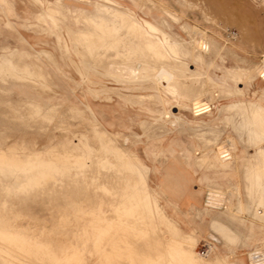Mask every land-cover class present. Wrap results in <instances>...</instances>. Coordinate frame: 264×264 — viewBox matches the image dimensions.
I'll list each match as a JSON object with an SVG mask.
<instances>
[{
  "label": "rangeland",
  "instance_id": "1",
  "mask_svg": "<svg viewBox=\"0 0 264 264\" xmlns=\"http://www.w3.org/2000/svg\"><path fill=\"white\" fill-rule=\"evenodd\" d=\"M9 1L13 5L11 9H8L10 14L13 16L11 18L12 21L11 24L9 22V19L6 17L7 10L5 8H0V53L2 52L1 48L9 47L12 49L23 50L24 53L25 52L27 53V55H34L35 51L46 49L45 45L40 44L38 42L39 40L47 39L51 43L53 42V37L47 34V32L43 29L44 27L40 23V21L31 14H29L28 11L32 10L33 12L42 11L45 13H49L54 17L56 16V19L62 22L63 34L66 40V45L70 48V51H71V47H73V44L76 43L78 51H81L82 53L88 52L89 54L88 57L87 56L84 57L82 55L80 56L73 55L74 53L72 54L73 60L78 64V66L81 69L82 76L78 72H75V69L74 70L71 69V63H70L71 54L68 56L66 60L68 64V69H64V68L62 69V67L58 66L57 72H56L57 65H55L52 61H50L47 57H42V56L36 57L38 62L42 64L48 72L50 71L52 73V77H53V79L50 82H48V84L45 85L46 87L44 86L43 89L41 88L38 89L41 93H39L38 91L37 92L34 91L33 88H24L21 85L16 84L14 82H9L6 84V87L8 89H14L18 91L21 90L26 92L30 97L33 98L36 97L38 100L42 102L44 107L55 106L53 110L47 111L46 118L44 116H41V114L39 115L38 113L37 117H35V119L32 120L34 122L37 121L34 126L32 125V127H28L22 123L23 121L21 119L22 117L20 116V114L12 119L9 117V113L7 112L9 109L8 105L10 103L17 104L16 102L17 91H15L14 94L13 93L0 94V170L7 172L6 173L7 175L0 174V188H1L0 189V234L2 235V237H0V243H2L3 245L2 246L0 244L1 247L0 249H2V251L0 250V252L6 255L3 256V254L0 253V255H2L0 257L1 258L7 257L5 258L7 259L6 264H48L44 262L39 263L38 260H42V259L47 260L48 259L47 257H49L48 253H51L52 257H54L53 254L56 255L55 257H58L57 259L55 258L54 264L56 260H58V262L61 260L59 262L60 264H69V263L91 264L92 262L87 261V259L90 253L89 250H91V246H92L91 243L94 240V238L91 236L93 232L96 233L95 231H97V234L104 232L108 233L110 232V230H112L111 233H113V231L116 233L125 232L123 228H121L119 225H117L116 222H114L115 219H113L114 218L112 217L113 215H110V212L108 211L109 209H114V206L110 204L112 202L111 199H108L107 203L103 202L102 204L99 203L98 201L93 204L92 199H90V191L86 187V182L83 177L84 176L83 171L88 165L87 162L89 163L91 159H93V155L102 156L103 163L109 162L111 160L115 161V159L117 160L122 159L121 161L123 162H128V163L132 162L131 164H133L135 162L134 160H137L135 163L138 162L139 164L138 168H140L143 174L145 173L144 176L146 178L149 177L153 169L163 170L165 167L174 168L175 174L177 172L180 175L185 174L190 176V178L192 179V183L190 185L192 186L191 189L199 192L200 190H203L201 176L199 173L193 174L191 166L186 165L182 161V158L180 156V152H181L180 147L186 146L188 142H192L193 140L194 143V145L192 146V148H194L192 154L193 157L195 158L196 156H200V154L202 156V154L206 151L205 149L201 148L203 145V142H201L202 139L205 137L210 139L213 138V136L209 133V131H207L206 126H203L201 127V129L198 130L189 131L186 128L180 126L178 123L171 122V118H173V115L178 116V113H183L181 112V109L178 108V106L184 105L185 103H186L185 105L189 104V98L187 97L188 91L186 89V86L190 84L189 81H187L189 80L188 78H184L181 76L183 86L180 84H176L174 79L170 78L169 80L168 79L165 80L168 83H172V81L175 82L174 83L175 86H170V90L166 89L162 84H159L157 81L153 82L155 79L153 81L151 79L150 84L151 86L155 87L154 90H137V91L131 90L130 92V90L129 91L126 89L123 90L125 88L123 84L116 85L115 82H113L110 78L107 77L105 73L106 71L104 70H106L105 64L107 65L108 62L107 60L105 61L102 60L103 58H101L100 56L102 55L101 53L103 51V45H104L103 44L104 31L101 32L103 26L102 25L91 26L89 23L81 22L80 24L86 29L83 30L84 32L83 33L82 31L76 30L77 23L71 17V12H68V9L70 11L72 10L89 11L90 10L89 2H80L78 0H38V2L36 0H9ZM93 1H97V0H93ZM106 1L108 3L105 2V5L110 6L114 3L119 4L121 7H124L125 9H129L130 11H132L136 16H138V18L145 20L151 23L152 25L156 26L159 30L163 31L166 34V36L168 37L167 40L171 45H173V43L178 42L180 40L188 42L189 41L188 33L190 31L193 32L195 44L200 42L202 38L207 39L212 43H214L215 52L213 55L207 56L203 53L201 54L202 56L204 55L203 56L205 61L204 65H200L192 57L186 56L183 50H180L179 47H177L178 49L176 48V46L174 47L176 50L175 52L176 54L169 51L171 57L175 56L180 60L184 61L187 64V69L203 74L204 82L201 84L200 87L196 88L193 91L194 93L193 98H197L198 101L201 100L202 102L206 103V106L209 107L211 110L218 104L223 105L232 101L236 92L238 91H241L246 96L250 95V96L260 97L264 103V95H262L264 90V81H261V79L257 78V74H259L264 68L263 66L264 65V61H263L264 60V0H146L155 6L160 5L165 11L170 13L171 16L164 14L163 9L161 8L159 9L158 7H154V6L151 7L143 4L140 5L135 0H106ZM51 3H52V8L50 7ZM66 7H68V9L65 10L64 12V9H66ZM23 20L25 22L22 26L16 23V21H23ZM163 20L166 21L167 27L166 26L164 27L162 25ZM94 27H97L96 28L97 30L94 29ZM229 30H233L236 32L235 39H229L226 36V31ZM71 31L73 32L76 31L78 35L75 32L74 35H76V37H72L74 35H72ZM78 31L79 33L82 32V34L80 33L79 35ZM89 32H92L96 35L87 34ZM80 36L81 37L83 36V38H80ZM157 36L159 38L162 37L160 33H157ZM76 40L78 41L73 43V41ZM80 47H82L83 50ZM91 52L93 53V56L95 55V57H93L90 54ZM91 57L94 59H92ZM83 58H86L87 60L84 61ZM89 60H91V62ZM101 60L102 62H104V64L101 62ZM98 62L102 63V65H104L105 67L102 66L101 64L100 67V65H98ZM84 63L87 64L85 65ZM50 64H52L54 67L51 66ZM235 68H238L237 71H235L236 70ZM230 70L237 73V77H234L233 79ZM239 70L249 71L250 72L249 74L251 75L252 78L250 77V75H244V74L243 77L242 74L238 72ZM83 72H85L86 75L83 74ZM239 74L240 76H238ZM238 77L240 78V80ZM254 77L256 78L253 79ZM81 78L82 79L84 78L87 81V83L84 84ZM246 78H249L248 81L246 80ZM157 79L160 78L157 77ZM161 79L163 80L165 78H161ZM233 80L235 82H233ZM109 88H116L120 93H122L123 95L131 96V98L134 96L135 97L143 96L142 108H146V107L153 108L156 110V113H165L164 120H159V119L148 120L145 126H143V128H146L144 130L142 127H140L139 125L140 122L135 123L129 121L127 110H119L114 105V103L111 104L103 103L105 101L104 98L106 97V95H109L111 91H114ZM121 88L123 91L121 90ZM149 93L166 99L167 103L164 105V107H162L160 103L153 101L151 102V100L144 98L145 95L146 94L149 95ZM134 101L137 102L138 100L134 99ZM73 103L81 110V112H83L80 113L81 116L77 121L73 119L74 117L71 112V106ZM87 107L94 112V114L100 120V122L103 123L107 128L111 129L112 127H114L117 130L131 133V135L127 138V141L126 139L122 140L121 138L120 140L114 139L115 140L114 141L111 138L105 139L101 136L99 137L95 136L96 138H98L96 139L94 137L92 140L93 143L92 145L93 146L95 145V148H98V146L103 148L104 145L103 143L105 142L104 140L108 142L107 144L109 146L105 142V148H104L107 155L105 154L104 151L98 149L95 150L94 153H91L88 149L89 140L87 141V137L89 136V134L88 132L86 133L84 132L85 130H87V128L90 127V123L87 117L88 116L86 110ZM222 112L221 115H218L219 120L221 119V121H219L217 124V130H219L221 133L220 139L224 141L226 139H229V137L231 136L236 138V135L234 131L231 129V127L229 125L227 126L226 123L222 122V119L224 118V113H226L223 110ZM185 114L188 117L191 116L189 112H186ZM158 116L159 115L156 114V117ZM165 123L167 124L166 126ZM80 130L83 131L82 134L78 132ZM192 133H194L195 137L193 136ZM83 134L85 135V137ZM73 140H77V141L74 142ZM85 140L87 144L85 143ZM117 141H119V143L121 142L120 147L123 150V151L121 150V154L119 151H117L120 149L119 143ZM154 141L156 142L171 141L173 142L177 151L173 154V157L171 158L169 157L168 159L165 158L162 154H159L158 152H155L156 154H154L153 156L152 155L149 156L148 153L146 152V146L150 143L153 144ZM110 142H112L114 146H112L111 145L112 143ZM78 144L79 146H77ZM116 145L119 147L115 149V153L116 154L118 153L117 155L114 153L113 151L114 149L112 148V147L116 148L117 147ZM110 146H112L111 149ZM250 146L251 145L247 147V153L249 152V154L254 152V147L253 146L250 147ZM82 151L84 152L88 151V152L84 154ZM111 151L113 153H111ZM89 153L90 155L88 157ZM128 154L129 155L132 154V155L129 157ZM41 155H47L49 158L53 160L51 162H48L46 165ZM131 157L134 160H132ZM161 157L165 159L163 160ZM173 160L176 162L177 166L174 163L169 165L170 161ZM64 162L66 163L64 164ZM201 163L202 161L199 162L200 170L205 168V166H203V164L201 165ZM42 164H44V166ZM67 165H70V167ZM28 168L30 169L32 168V169L30 170ZM232 168L233 169L235 168V170H233ZM37 169H39L40 171L42 170V172H38L39 170ZM21 171L23 174L21 173ZM27 171L29 172L27 173ZM55 171L57 172V174L60 173L61 175H57ZM241 171L243 172V170L240 167L228 168L227 170H224V172L221 174V177L225 176L221 180L222 183L221 182L215 183V185L214 183L211 184L216 188L209 185L212 187V189L214 188L215 190L218 187H221L216 190L222 193V194L220 193L218 194V196L220 195L219 200L223 199L222 197L223 193H225L227 190L229 191V192L227 191V194L229 193L232 194V195L230 194L228 195L229 198L230 197L233 198V201L230 202L231 204L229 203V201L232 199H230L228 203H222V206L223 204H225L224 207L221 208V213H220L222 218L221 223H223V225L225 223L223 219L225 218L224 216L225 210L226 213L229 211L228 212L229 214H233L242 219L243 218L248 219V222H251L250 214L254 213L256 211L255 210L256 208L257 210L258 209L260 210V208L263 206L262 207L263 209L262 208L261 209L264 211V204L258 200V196H257L258 194L257 192H259V190L257 189L259 188L256 186L255 190L250 189L249 191L250 193L248 195H247V190L243 189L244 186L243 179H246L248 174H246L247 173L246 170L243 173ZM10 172H16L17 174L13 173L14 174L13 175ZM96 172H93L91 176L94 177L93 181L96 179L95 182L99 183L100 181L97 180L98 179L97 176L99 175V173ZM54 173L57 176H55ZM38 174L40 176L42 175V177L38 176ZM70 174H71V178L69 177ZM238 174H241L242 176L240 175V177H238L239 176ZM23 175L27 179L24 178ZM210 176L217 177V175L215 174L214 175L212 174ZM22 177L23 179L22 181H20ZM68 177L70 179H68ZM248 177H250V175ZM73 178H76L77 183H73L70 181ZM226 179H228L229 181L228 180L226 181ZM251 179L253 180L254 178ZM64 180H69V181H64ZM233 183L235 184V186ZM171 186L173 187L174 184H172ZM26 187L27 188L29 187V189H27ZM179 187L180 186L178 185L177 187L178 190L180 189ZM15 188L16 190L13 191ZM19 188H22V190H25L26 188V190L22 191ZM232 188H233V192L235 191V193H232ZM235 188L237 191L234 190ZM254 191L256 193H253ZM147 194L149 195L150 193ZM200 197L202 199L204 195H201ZM150 199L152 200L151 195H150ZM172 202L174 204H177L178 210L181 209L183 211L187 209L186 206L181 205L182 199H173ZM258 203L259 206L258 205L256 206V204ZM236 209H238L239 211ZM104 211H107V213L106 214L103 213ZM233 211L237 212L238 214L234 213ZM109 216L112 218V220ZM171 216L178 218L179 221L178 223L180 224L184 223V221H181L182 218H184L183 215L179 213H173ZM198 217L194 214H191L189 218L191 224L193 223L195 226L198 225L199 223L198 221L201 220V216L199 218ZM202 217L205 220L204 222L207 223L206 221L208 220L209 214L203 215ZM6 220L8 223L6 222ZM255 222L259 223V221H255ZM205 223H201V224L199 223L198 226L203 227L206 225L207 227V224ZM225 224L228 225L227 223ZM259 224H263V223L260 222ZM203 230L204 231L201 237L197 238V243L194 246H191L192 252H187L184 248H182L183 251H181V248L179 250H176L178 251V253L179 252L182 253V254L179 253L180 255H175L178 258V259L175 258L176 264L178 263L221 264L223 262L222 260L223 257H227L228 261L230 260L232 264H236V263L248 264L249 263L248 252L254 250L255 253L260 255V258H258L259 260L258 264H264V254H263L264 238H261L260 240L258 239L255 240L256 242L254 244V247L253 245L236 247L232 243L233 245L226 248L220 246L217 242V239L219 238L227 239L228 236L225 233L216 232L215 234H213V237H209L206 228L205 229L203 228ZM10 232L14 233V236L12 233H11L12 235L9 234ZM32 232L35 234H33ZM143 232H145V230ZM4 233L7 235H5ZM3 234L5 236H3ZM26 234L28 236H26ZM10 235L13 237H11ZM22 235L24 236V238L22 237ZM149 235H146L144 237V241H142L146 245L147 242L150 243L149 246L147 245L148 249L150 248L149 249L150 251L147 250L146 254L148 253L151 254V255L148 254L149 256H153L154 254L155 259H158L159 261L161 260L163 261L164 258L162 259L160 258L165 256V253L163 252H165L166 246L164 243H162L164 245L163 247L162 244L156 245L158 241H162L160 237L163 234L157 233L156 235L155 233L150 235L151 237H153L154 241L160 239L158 241H155L156 242L155 244L154 242H152V238H150ZM21 237L24 239L23 242L26 241V243L22 242ZM34 237H37L38 239ZM86 237H88L90 240H88ZM28 238L31 240H29ZM8 239H10L11 241L9 242ZM183 239L184 238L182 237L179 238L180 242L183 243ZM32 240H34L39 244L37 245ZM14 241L17 243H15ZM229 241L231 242L233 240L229 239ZM4 242L6 244H4ZM21 242L23 243V245ZM24 244L27 246H25ZM17 245L19 246L18 249H17ZM9 246L11 247L9 248ZM30 246L32 249H30ZM40 246L43 247L41 248ZM49 246H50V250L48 252ZM157 246L158 247L160 246L159 247L160 249L165 248V250L164 249L161 250L162 253L164 254L163 256H161L162 254H160L161 251L159 252L157 250L158 249ZM13 247H16V249ZM33 247L34 248L36 247L35 249L38 248L40 249L35 250ZM232 247L234 248L232 249ZM4 248H6L5 251ZM57 248L60 249L58 250ZM19 249L21 250L19 251ZM41 249L42 251L43 250L44 251L42 252ZM67 249H70L69 251L71 252H68ZM32 250L34 253L31 252ZM51 250L52 251L54 250L55 253L54 251L52 252ZM36 251H38L37 254H35ZM46 251L48 253H46ZM62 251L63 252L67 251L69 253V254L67 253V255L71 257L67 255L66 257L64 255L66 253L65 252L63 253ZM9 252L10 253L12 252V254H9ZM40 252H42L44 256H42L43 254ZM87 252L88 254H86ZM117 252L119 253L121 252V250H117ZM117 252L116 254H114V252L112 254H109L110 256L108 258L110 259L112 258L114 261L118 260L117 262H119L122 255L120 253L118 254ZM158 252L160 255H158ZM17 254L18 256L16 257ZM137 254L138 253L134 255L137 256ZM14 255L16 258L14 257ZM134 255L132 256L135 259L136 256ZM148 255H143L142 257L141 255H138L140 256L139 258H141V261L145 259L144 261L140 262L138 261L140 259L136 258L137 261L140 262L139 264H143V262L144 264H148V262L149 264H153V263L161 264L162 261L159 262L154 259L155 261L154 262L153 260H151L154 257H152L151 259L149 258V260L147 258H144V256L149 257ZM10 256L12 259H10ZM35 257L36 259H34ZM64 257L67 261H64L65 260ZM129 259L130 258L127 257L126 262L128 264H132L133 262L134 264L138 263L137 261H134V259L132 260L133 262L129 261ZM8 260L9 261L12 260L11 262L13 263L9 262ZM58 262L56 263L59 264Z\"/></svg>",
  "mask_w": 264,
  "mask_h": 264
},
{
  "label": "bare ground",
  "instance_id": "2",
  "mask_svg": "<svg viewBox=\"0 0 264 264\" xmlns=\"http://www.w3.org/2000/svg\"><path fill=\"white\" fill-rule=\"evenodd\" d=\"M36 1L38 2V0H36ZM78 1L89 2L90 3V10L89 11L88 10H84V11L72 10V11H70L68 9V7H66V9H64V12L67 9H68V12H71V17L77 23L76 30H79L82 32H83V30H86L80 24L81 22L89 23L91 26H93V25L94 26H97V25L103 26V29L102 28H100V29H102L101 32L104 31V36H103V41H104L103 44L104 45H103V51L101 53L102 55H100V56H101V58H103L102 60H104V61L107 60L108 63L106 62L107 65L105 64V66H106L105 67L104 65H102V63L104 64V62H102V60H101L102 63L98 62V65L101 64L102 66H104L106 68V70H104V71H106L105 73H106L107 77L110 78L113 82H115L116 85L117 84H123V86H125V88L123 90H125V89L128 91L130 90V92H131V90H133V91L134 90H136V91L137 90H154L155 87L151 86V84H150L151 79H152V81L155 79L153 82L157 81L159 84H162L166 89L170 90V86H175V84H174L175 82H176V84H180L183 86L181 76L184 78H188L189 80H187V81H189L190 84L186 86V89L188 91L187 97L189 98V104L185 105L186 104L185 103L184 105L178 106V108H180L181 112H183V113H178V116L173 115V118H171V122L172 123L173 122L178 123L180 126L186 128L189 131L198 130V129H201V127H203V126H206L207 131H209V133L213 136V138H210V139L206 138V137L202 139L201 142H203V145L201 148L206 150L205 151L206 153L204 152L203 153L204 155L202 154V156L200 154V156H196L195 158L193 157V155H192L193 149H194V148H192V146L194 145L193 140H192V142H188L186 146L180 147V151H181L180 156L182 158V161L186 165L191 166L193 174L199 173L201 176L203 190H200L199 192L191 189L192 186H190V185L192 183V179L190 178V176L185 175V174L180 175L177 172L175 174L174 168L165 167L163 170L153 169L151 171L149 177L146 178L144 176L145 173L143 174V172L140 170V168H138V166H139L138 162L135 163L137 160L132 159V157H131V159L135 161V162L133 161L135 164L134 163L131 164L132 162H130V163L123 162V161H121L122 159L121 160L115 159V161L111 160L109 162L103 163L102 156L93 155V159H91V161L89 163L87 162L88 165L86 166L85 170L83 171V175H84L83 177H84V180L86 182V187L90 191V199H92L93 204L97 201L101 204L103 202L107 203L108 199H111L112 202L110 204H112L114 206V209H109L108 211L110 212V215H113L112 217H114L113 219H115L114 222H116L117 225H119L121 228H123L125 232L122 231L123 233H116L113 231V233H111L112 230H110V232H108V233L104 232V233H98L97 234V231H95L96 233H94L92 231L94 234L93 233H92L93 235L91 233L90 234L94 238V240L91 243L92 246H91V250H89L90 253L88 255L89 257H88L87 261H91L92 262L91 264H128L126 262L127 257L130 258L129 261H132L134 259L132 255L138 253L137 256L136 255H134V256H136L137 259H140L138 261L142 262L145 259L141 261V258H139L140 256H138V255H141V257L143 255H148L149 253L146 254V252H147V250L150 249V248L148 249V246L150 243L147 242V245H148L147 246L146 244H144V242H142V241H144V237L146 235H149V234L151 235V234L156 233V235H157V233H161V234H163L160 237V239L162 241H158V240H160V239H158L159 238L158 236H157L158 240H155V241H158V243H156L154 241L153 237H151L150 235H149V237L152 238V242H154V244L156 243V245L157 244L160 245L162 243L165 244L166 250H165V248H162L165 250V252H163V253H165L164 257H161L164 255L161 251L162 249L159 248L160 246L159 247L157 246V248H158L157 250L159 252L161 251L160 254H162L160 256L161 257L160 259L164 258L163 261L161 260L162 261L161 262L158 259H155L154 254H153V256H149V255H151V254H149L148 255L149 257L144 256V258H147L149 260V258L151 259L152 257H154L151 260L154 261V259H155V260L161 262V264H176L175 258H177V257L175 255L182 254L181 252H179L180 253L179 254L178 251H176V250H179L181 248V251H183L182 248H184L187 252H192L191 246H194L197 243V238L201 237V235L204 231L203 228L204 229L206 228L209 237H213V234H215L216 232L225 233L228 236L227 239H220V238L217 239L218 244L222 247L227 248L233 244L236 247L237 246H251V245H253V247H254V244L256 242L255 240H257V239L260 240L261 238H264V211L262 210L263 206L261 207L262 209L260 208V210L259 209L257 210V208L255 207L256 211L254 213L250 214L251 222H248V219H245V218L242 219V218L237 217L233 214H229L228 210H227L228 212L226 213V210H225V215L223 214L225 216V218H223V219H224V222L227 223L228 225H226L225 223L223 225V223H221L222 218H221L220 213H221V208H223L225 204H223V206H222V203H228V201L230 199H232L229 201V203H230L231 201H233V198L232 197L229 198L228 195L230 193L227 194V191H228L227 190L225 192L227 195L225 193H223V196H222L223 199L219 200L220 195L218 196V194L219 193L222 194V193L220 191H216V190L218 188H221V187H218L215 190L214 188L212 189V187H215V186H212L211 184L214 183V185H215V183L221 182L223 177H225V176L221 177V174L224 172V170H227L228 168H231V167H236V168L240 167L243 170V172H245V170H246L247 171L246 174H248V176L250 175V177L247 176L246 179H243L244 180L243 181L244 182L243 189L247 190V195H248L250 193L249 192L250 189L255 190V188L257 186L259 188V189H257V190H259V192H257L258 193L257 194L258 200L264 204V103H263V100L257 96H250V95L246 96L241 91H238V92H236L232 101L228 102L227 104H223V105L218 104L211 110L209 107L206 106V103L202 102L201 100L198 101L197 98H193V95H194L193 91L196 88L200 87L201 84L204 82L203 74L187 69V64L175 56L171 57L170 56L171 54L169 53V51L176 54L175 53L176 50L174 47L175 46H176V48L179 47L180 50H183V52L186 56L192 57L196 62H198V64L204 65L205 64V61L203 58L204 55L202 56L201 54L203 53L207 56L213 55L215 52L214 51V49H215L214 43H212L211 41H209L207 39L202 38V40L200 42L195 44L193 32L190 31L188 33V36H189L188 42L180 40L178 42L173 43V45H171L169 43V41L167 40L168 37L166 36V34L163 31L159 30L156 26L152 25L151 23L138 18V16H136L132 11H130L129 9H125L124 7H121L119 4L114 3V4H112L113 6L112 5L107 6V5H105V2H107L106 0H97V1L78 0ZM135 1L140 5L143 4L146 6H151V7L154 6V7H158L159 9L160 8L163 9L160 5L155 6L146 0H135ZM12 7H13V5L11 4V2L9 0H0V8H5L7 10L6 17L9 19L10 24L12 22L11 18L13 16L10 14L8 9H11ZM50 7L52 8V3L50 5ZM163 11H164L163 12L164 14L171 16V14L168 13L167 11H165L164 9H163ZM28 12H29V14H31L32 16H34L36 19H38L40 21V23L44 27L43 29L47 32V34L51 35L53 37V42L51 43L47 39L39 40L38 42L40 44L45 45L46 49H42L40 51H35L34 55H27L26 52L24 53V51L20 50V49H12L9 47L1 48L2 52L0 53V94L1 93L2 94H4V93H13L14 94V92L17 91V100H16L17 104H11L10 103L8 105L9 109L7 112L9 113V117L12 119L15 116L17 117L20 114V116L22 117L21 119L23 121L22 123L28 127H32V125L34 126L35 123L37 122V121L34 122L32 120L35 119V117H37L38 113H39V115L41 114V116H44L46 118L47 111L53 110L55 108V106L49 105L50 107H44L42 102L40 100H38L36 97L35 98L30 97V96H28V94L26 92L21 91V90L18 91V90H14V89H8L6 87V84L9 82H14L16 84L21 85L24 88H33L34 91H36V92L38 91L39 93H41L38 89L39 88L43 89V87L46 84H48V82H50L53 79V77H52V73L50 71L48 72L46 70V68H44V66L38 62L36 57H40V56L47 57L50 61H52L55 65H57V68H56V72H57L58 66L62 67V69L63 68L68 69V64H67L66 60H67L68 56L71 54V62L69 61L71 63V69H73V70L75 69V72H78L79 74H81L82 73L81 69L78 66V64L73 60L72 54L74 53L73 55H78V56L82 55L84 57H86V56L88 57L89 53L88 52L82 53L81 51H78L76 43L73 44V47H71V51H70V48L66 45V40H65V37L63 34L62 22L59 21L58 19H56V16L54 17L53 15H51L49 13L42 12V11L33 12L32 10H29ZM24 22H25L24 20L23 21H16V23H18L21 26L24 24ZM162 25L164 27L165 26L167 27L165 20H163ZM96 28L97 27H94V29H96ZM79 31H78V33H79ZM71 32H72V35H74L76 31L75 32L71 31ZM82 32H80V33L82 34ZM80 33H79V35H80ZM157 33H160L162 37L159 38L157 36ZM76 34H77V32H76ZM87 34L96 35L92 32H89ZM86 36H89V35H86ZM72 37H76V35H74ZM80 38H83V36L82 37L80 36ZM98 39H96V40H98ZM77 41L78 40L73 41V43L77 42ZM94 41H95V39H94ZM79 43H81V42H79ZM80 48H82V47H80ZM82 50H83V48H82ZM90 54L93 56L92 52ZM93 57H95V55ZM92 59H94V58H92ZM83 60L86 61L87 59L83 58ZM89 61L91 62V60H89ZM50 65L53 66L52 64H50ZM101 65H100V67H101ZM88 67H89V65H88ZM92 68H93V66H92ZM235 69H236L235 71H237L238 68H235ZM90 70H92V69H90ZM32 71H33V73H32ZM102 71H103V69H102ZM238 72L241 73L243 77H244V75H250L249 74L250 72L246 71V70H239ZM230 73L232 74L233 79H234V77H237V73H235L234 71L230 70ZM83 74L86 75L85 72H83ZM81 76H82V74H81ZM238 76H240V74ZM157 77L160 79H157ZM250 77H251V75H250ZM84 78L83 79L81 78V79L83 80L84 84H86L87 81ZM161 78H165V79L162 80ZM170 78L174 79L175 82L172 81V83H168L167 81H165L167 79L169 80ZM249 78H246V80L248 81ZM255 78L256 77H254L253 79H255ZM257 78L261 79V81H264V68L259 74H257ZM253 79H251V80H253ZM239 80H240V78H239ZM233 82H235V81L233 80ZM9 87H11V86H9ZM109 89L114 90V91H111L109 95H106V97L104 98L105 101L103 103H107V104L114 103V105L119 110H127L129 121H132L135 123L140 122L139 125H140V127L143 128V126H145V124L148 120H151V119L164 120L165 113H156V110L153 108H148V107L142 108L143 107V105H142L143 96H137V97L134 96L131 98V96L123 95L116 88H109ZM121 90H122V88H121ZM146 95L144 98L151 100V102L152 101L158 102L162 105V107H164V105L167 103L166 99H164L160 96L152 95L150 93H149V95H147V96ZM262 95H264V90H263ZM133 98L135 100H138V101L137 102L134 101ZM86 110H87V115H88L87 117H88V120L90 123V127L87 128V130H85L84 132L85 133L88 132V134H89V136L87 137V141L89 140L88 149L91 153H94V151L97 149L105 152V149H104L105 148V142H106V144L108 143L106 140L103 139L105 141L103 143L104 144L103 148L99 147V146H98V148H95V145L94 146L92 145L93 144L92 140L95 136H98V137L101 136L105 139L111 138L112 140H114V139L120 140V138H121L122 140L126 139V141H127V138L131 135V133H129V132L120 131V130L115 129L114 127H112L111 129L107 128L103 123L100 122V120L96 117V115L94 114V112L90 108L87 107ZM222 110L226 112V113H224V118L222 119V122L226 123L227 126L229 125L231 127V129L234 131V133L236 135V138L231 136V137H229V139H226L224 141L222 139H220L221 133L219 130H217V124L219 121H221V119L219 120L218 115H221ZM71 112H72L73 117H74L73 119H75L76 121L80 118V116H81L80 113H83L74 103L71 106ZM186 112H189L191 116L188 117L185 114ZM49 113H51V112H49ZM156 114H158L159 116L156 117ZM167 120H168V118H167ZM171 122H170V124H171ZM166 125L167 124L165 123V126ZM143 129L145 130L146 128H143ZM205 131H206V129H205ZM78 132L81 134L83 133V131H81V130ZM192 134L194 136V133H192ZM84 137H85V135H84ZM96 139H98V138H96ZM73 141L76 142L77 140H73ZM99 142H98V144H99ZM117 142L119 143V141H117ZM85 143H86V140H85ZM110 143H112V142H110ZM120 143H119V147H120ZM208 143H210V144H208ZM111 145L114 146L113 143ZM249 145L254 147V152L250 153V154H249V152L247 153V147ZM77 146H79V144ZM112 146H110V149ZM119 147L118 146L116 148L112 147L114 149L113 150L114 153H115V149H117ZM121 150L122 149L120 147V149L117 151H119L121 154ZM176 151L177 150H176L173 142H171V141H167V142H164V141H157L156 142V141H154L153 144L150 143L146 146V152L148 153L149 156L150 155L153 156L154 154H156L155 152H158L159 154H162L165 158L168 159L169 157L170 158L173 157V154ZM82 152L85 154L88 151H85V152L82 151ZM109 153H110V151H109ZM111 153H113V152L111 151ZM105 154H106V152H105ZM129 154H128V156L130 157L132 154L131 155H129ZM89 155H90V153L88 154V157H89ZM41 157H42L43 161L46 163V165L48 162H51L53 160V159L49 158L47 155H41ZM124 158H125V156H124ZM165 158H162V159L164 160ZM118 159H119V157H118ZM107 161H108V159H107ZM201 161H202L201 165L203 164V166H205V168H203L202 170H200V167H199V165H200L199 162H201ZM65 163L66 162H64V164ZM173 163L177 166V164L174 160L170 161L169 165H171ZM44 164H42V165L44 166ZM136 164H138V165H136ZM56 165H58V164H56ZM60 166H62V165H60ZM67 166L70 167V165H67ZM28 169H30V168H28ZM37 170H39V169H37ZM96 170H97V172H96ZM233 170H235V168ZM28 172L29 171H27V173ZM30 172H32V171H30ZM38 172H42V170L41 171L39 170ZM65 172H64V174H65ZM93 172L99 173V175L97 176L98 177L97 180L100 181L99 183L95 182L96 179L93 181L94 177L91 176V174ZM6 173H7L6 171L0 170V174L7 175ZM10 173L13 174L16 172H10ZM21 173H22V171H21ZM55 173L57 174L56 171H55ZM55 173H54V175H55ZM68 173H69V171H68ZM212 174L217 175V177H211L210 175H212ZM241 174H238L239 175L238 177H240ZM57 175H61V174L59 173ZM57 175H55V176H57ZM38 176H40V175L38 174ZM65 176H66V174H65ZM27 177H30V176H27ZM40 177H42V175ZM69 177L71 178V174ZM69 177H68V179H70ZM235 177H236V175H235ZM244 177H246V176H244ZM24 178H26V177L24 176ZM36 178H38V177H36ZM251 178H254V179L252 180ZM22 179H23V177L20 179V181H22ZM13 180H16V179H13ZM227 180L228 179H226V181ZM241 180H242V177H241ZM64 181H69V180H64ZM70 181L73 183H77L76 178H73ZM172 184H174L173 187L171 186ZM178 185L180 186L179 190L177 189ZM209 185H211L212 187ZM228 186H229V184H228ZM234 186H235V184H234ZM16 188L13 191H15ZM26 188H25V190H26ZM233 188H232V193H235V191L233 192ZM19 189L22 190V188H19ZM27 189H29V187ZM4 190H3V192H4ZM25 190H22V191H25ZM234 190H236V188ZM19 192H20V190H19ZM25 193H27V192H25ZM147 193H150V194L148 195ZM253 193H256V192L254 191ZM200 194L204 195V197L202 199L200 197L201 196ZM150 195L152 197V200L150 199ZM230 195H232V194H230ZM248 198H249V196H248ZM173 199H182L181 205L186 206L187 209L183 210V211L181 209L178 210L177 204H174L172 202ZM153 201H154V203H153ZM259 203L256 204V206L257 205L259 206ZM251 205H252V203H251ZM70 206H71V204H70ZM98 206H100V205H98ZM228 206H226V207H228ZM236 210H238V209H236ZM60 213H61V211H60ZM103 213L106 214L107 211H104ZM173 213H179V214L183 215L184 218H182L181 221H184V223H182V224L178 223L179 222L178 218L171 216ZM234 213L238 214L237 212H234ZM191 214H194L197 217L201 216V220L198 221L200 224L205 223L204 222L205 220L203 219L202 216L209 214L208 220L206 221L207 223H205V224H207V227H206V225L203 227L198 226L199 223L196 226L193 223L191 224V221H189ZM111 220H112V218H111ZM255 221H259V223L262 222L263 224L256 223ZM6 222H7V220H6ZM108 226H109V224H108ZM61 230H62V228H61ZM144 230H145V232H143ZM51 231H53V230H51ZM11 233L12 232H10L9 234H11ZM22 233H24V232H22ZM4 234H3V236L7 235V234H5V235ZM12 234L14 236V233H12ZM33 234H35V233H33ZM29 235H30V233H29ZM38 235H39V233H38ZM13 236H11V237H13ZM26 236H28V235L26 234ZM0 237H2V235ZM22 237L24 238L23 235H22ZM22 237H21V240L23 242L24 239ZM181 237L184 238L183 243L180 242V240H179V238H181ZM34 238H37V237H34ZM86 238L88 240H90L88 237H86ZM229 239H232L233 241L230 242ZM2 240H3V238H2ZM8 240H9V242L11 241L10 239H8ZM29 240H31V239H29ZM32 241H34V240H32ZM24 242L26 243V241H24ZM15 243H17V242H15ZM23 243H22V245H23ZM34 243H36L37 245L39 244L35 241H34ZM48 243H49V241H48ZM0 244L2 245V243H0ZM4 244H6V243L4 242ZM27 245H28V243H27ZM27 245H25V246H27ZM44 246H46V245H44ZM163 246L164 245L162 244V247ZM10 247L11 246H9V248ZM18 247L19 246L17 245V249H18ZM46 247H48V246H46ZM6 248H8V247H6ZM6 248H4V251ZM13 248L16 249V247H13ZM233 248L234 247H232V249ZM30 249H32L31 246H30ZM38 249H40V248H38ZM38 249H35V250H38ZM0 250L2 251V249H0ZM20 250L21 249H19V251ZM33 250L31 252H33ZM49 250H50V246H49L48 252H49ZM69 250L70 249H67L68 252H71ZM117 250H121V252H119V253L122 255L119 262H117L118 260L114 261L112 258L111 259L108 258L110 256L109 254H112L113 252H114V254H116ZM41 251H42V249H41ZM67 251L66 252L64 251L66 253V254H64L65 256L68 253ZM37 252L38 251H36L35 254H37ZM42 252H40V253H42ZM48 252L46 251V253H48ZM159 252H158V255H160ZM253 252H255V250L248 252L249 253V256H248L249 263L248 264H256L255 260L253 259V255L251 254ZM40 253H39V255H40ZM54 253H55V251H54ZM151 253H153V252H151ZM1 254H3V253H1ZM9 254H12V252L11 253L9 252ZM48 254H49V257L46 256L48 258L47 260L42 259L43 260L42 261V260H38V259H40V258H38L37 260L39 261V263L44 262V263L50 264V262H51V264H54L55 258L57 259L58 257H55L56 256L55 254H53L54 257H52L51 253H48ZM86 254H88V252ZM186 254H188V253H186ZM79 255H80V253H79ZM0 256H2V255H0ZM3 256H6V255L3 254ZM17 256H18V254L16 255V257ZM42 256H44V254ZM50 256L53 259H51ZM67 256H69V255H67ZM14 257H15V255H14ZM69 257H71V256H69ZM3 258L4 257H2V258L0 257V264H6L7 263V259H5L7 257H5L4 259ZM10 259H12L11 256H10ZM34 259H36V257ZM64 259H65V257H64ZM73 259H74V257H73ZM135 259H134V261H137V259L136 260ZM202 260H204V259H202ZM219 260H220V258H219ZM222 260H223V262L221 264H232L230 262V260L228 261L227 257H223ZM11 261H9V262H11ZM64 261H67V260L65 259ZM179 261H180V259H179ZM257 261H259V260H257ZM56 262H58V260H56ZM56 262H55V264H57ZM140 262H138L137 264H139ZM177 262H178V260H177ZM11 263H13V262H11ZM145 263H146V261H145ZM69 264H71V263H69ZM132 264H134V262ZM143 264H144V262H143ZM148 264H149V262H148ZM178 264H180V263H178Z\"/></svg>",
  "mask_w": 264,
  "mask_h": 264
},
{
  "label": "built area",
  "instance_id": "3",
  "mask_svg": "<svg viewBox=\"0 0 264 264\" xmlns=\"http://www.w3.org/2000/svg\"><path fill=\"white\" fill-rule=\"evenodd\" d=\"M226 36L229 39H235L236 38V32L233 30L226 31Z\"/></svg>",
  "mask_w": 264,
  "mask_h": 264
},
{
  "label": "water",
  "instance_id": "4",
  "mask_svg": "<svg viewBox=\"0 0 264 264\" xmlns=\"http://www.w3.org/2000/svg\"><path fill=\"white\" fill-rule=\"evenodd\" d=\"M252 255H253V259L255 260V262H256V264H258L257 262V260H258V258L260 257V255H258L257 253H255V252H253V253H251Z\"/></svg>",
  "mask_w": 264,
  "mask_h": 264
}]
</instances>
